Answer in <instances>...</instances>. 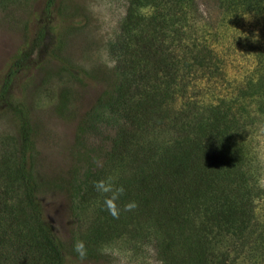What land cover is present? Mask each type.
Here are the masks:
<instances>
[{
  "label": "trees",
  "instance_id": "16d2710c",
  "mask_svg": "<svg viewBox=\"0 0 264 264\" xmlns=\"http://www.w3.org/2000/svg\"><path fill=\"white\" fill-rule=\"evenodd\" d=\"M218 6L220 30L202 24L195 0H133L109 42L113 89L86 126L104 152L82 190L97 214L82 239L86 257L119 249L153 251L159 264H264V0ZM47 30L12 60L0 91L18 121L0 161V264H69L39 199L28 108L11 96L35 50L46 48ZM234 64L240 75L231 78ZM108 177L124 188L118 218L94 187ZM132 201L137 207L124 211Z\"/></svg>",
  "mask_w": 264,
  "mask_h": 264
},
{
  "label": "rangeland",
  "instance_id": "374dc122",
  "mask_svg": "<svg viewBox=\"0 0 264 264\" xmlns=\"http://www.w3.org/2000/svg\"><path fill=\"white\" fill-rule=\"evenodd\" d=\"M50 1L0 2V91L12 60L31 47L41 28L48 29L46 48L35 50L11 87V96L26 105L34 127L39 199L45 219L64 244L69 264H159L153 251L143 257L140 252L134 256L108 249L83 260L76 259L74 251V244L96 225L97 214L84 201L82 190L87 172L98 166L104 153L88 138L93 135L86 130L88 117L98 99L113 89L114 63L107 48L120 32L133 0H55L52 15L42 14ZM195 1L203 15L202 24L219 28L223 12L218 0ZM240 23L245 25L240 24L241 33L251 25L248 19ZM236 65L241 69L243 60ZM234 68L235 64L229 68L231 78L240 75ZM17 125L13 114L0 104V161L17 136ZM260 157L264 166V138ZM1 173H6L4 167Z\"/></svg>",
  "mask_w": 264,
  "mask_h": 264
},
{
  "label": "clouds",
  "instance_id": "9594fccd",
  "mask_svg": "<svg viewBox=\"0 0 264 264\" xmlns=\"http://www.w3.org/2000/svg\"><path fill=\"white\" fill-rule=\"evenodd\" d=\"M94 187L96 191L104 195V206L113 218H118L120 214V208L117 205V201L120 199L124 192L122 186L117 187L112 179L108 177L107 179H102L94 182ZM137 207V204L132 201L124 205V211H132ZM74 251L78 254L79 258L83 260L87 255V249L84 241H77L74 244Z\"/></svg>",
  "mask_w": 264,
  "mask_h": 264
}]
</instances>
